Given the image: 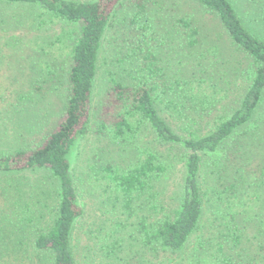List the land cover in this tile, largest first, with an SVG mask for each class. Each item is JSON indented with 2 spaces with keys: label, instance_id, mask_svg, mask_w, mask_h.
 I'll return each mask as SVG.
<instances>
[{
  "label": "rangeland",
  "instance_id": "374dc122",
  "mask_svg": "<svg viewBox=\"0 0 264 264\" xmlns=\"http://www.w3.org/2000/svg\"><path fill=\"white\" fill-rule=\"evenodd\" d=\"M124 1L125 5L133 4V0ZM231 1L242 16L245 13L241 8H248L251 12L245 17L249 31L259 32L254 24L264 31V3L261 0ZM254 1H259L260 9ZM177 3L179 11L171 17L182 16L187 11L201 21L197 25L201 27L198 33L200 44L195 49L182 43V29L175 28L170 32L165 43H161L156 35L145 34L147 38L144 37L128 20L129 29H126V7L119 9L115 29H111L103 46L89 133L78 143L70 158L85 212L74 233L77 264H193L194 255L213 253L207 241L217 239L216 246L225 239L217 230L220 223L224 226L228 223L233 229L238 225L241 228L240 242H235L233 237H226L223 242L227 253L241 258L242 264H262L264 261V225H260L261 218L264 219V98L251 123L225 142L217 153L204 156L201 181L210 182V186L203 184L210 201L201 228L183 252H155L142 246L135 229L142 212L136 216L127 213L123 202L113 209L103 191L105 181L100 176L96 180L94 175L89 176L90 170L94 172L92 168L110 160L109 156L102 154L105 140L96 134L109 86L105 73L107 63L112 61L110 68L118 78H123L121 80L130 83L140 80V48L136 45L129 51L130 44L121 43L123 40L142 39V50H149L159 58L157 65L164 69L166 81L171 85L180 82L175 91L167 93L164 87L154 95L161 116L184 137L210 132L223 116L236 110L244 98L253 78L252 61L233 46L214 16L199 11L193 2L179 0ZM126 14V19L132 18L133 10ZM158 14L161 13L158 11ZM152 20L155 23L156 17ZM73 31V25L56 21L33 8L0 4V154L16 148L35 149L63 115L69 93L61 77L66 76L69 69L68 54L75 41ZM124 32L129 34L125 36ZM115 40L119 43L116 44ZM126 55L135 56L134 61H138L128 59L118 65L116 60ZM193 80V86H186ZM143 138L145 142L150 141L148 134ZM157 151L168 166L166 177L158 181L154 189L158 195L156 205L163 210L160 215L166 216L176 206L182 189L183 152L178 146L169 145L160 146ZM115 160L121 163L118 156ZM227 181L241 185L246 191L231 204L227 195L222 200L212 190L221 191L220 185ZM57 195L58 181L50 172L0 175V264H47L46 261L40 262L45 254L34 250L33 240L39 235L38 230L53 226ZM259 198L261 203H255L254 200ZM240 199L245 202L240 203ZM249 208L255 214L250 213ZM221 211L223 215L230 212L234 219L219 221ZM30 218H33V224L28 223ZM40 224L41 229L38 228Z\"/></svg>",
  "mask_w": 264,
  "mask_h": 264
},
{
  "label": "trees",
  "instance_id": "16d2710c",
  "mask_svg": "<svg viewBox=\"0 0 264 264\" xmlns=\"http://www.w3.org/2000/svg\"><path fill=\"white\" fill-rule=\"evenodd\" d=\"M177 1L179 0H133V4L125 5L124 0H0V4L27 6L56 21L74 26L72 34L75 41L68 54L69 69L66 76L61 77L69 93L63 115L35 149L19 150L12 156L0 155V175L7 172L44 170L50 172L58 181L55 222L50 229L38 230L39 235L33 240L34 250L45 254L41 263L46 261L47 264H77L74 233L85 212L70 158L78 143L89 133L99 58L109 32L111 34V29H115L120 17L119 9L126 7L127 12L133 10L132 18L126 19L127 12L124 13L126 29H129L128 20L137 27L141 35L144 34L146 38L145 34L156 35L161 43L168 41L173 30L182 29V43L195 49L200 44L198 33L201 32V27L197 25L201 21L196 15H192L194 13L187 11L182 16L171 17V14L179 11ZM182 1L193 2L199 11H204L218 20L233 46L252 61L253 78L236 110L223 116L221 122L210 132L184 137L161 116L154 95L164 87L167 93L175 91L180 82L171 85L166 81L164 69L157 65L159 58L149 50H142V39L137 41L131 37L121 42L130 44L129 51L136 45L140 48L139 81L130 83L121 80L123 78H118L116 72L110 68L112 61L107 63L105 73L109 86L106 90V101L100 110V123L96 134L105 140L102 154L109 156L110 160L98 168H92L94 172L90 170L89 176L94 175L95 180L100 176L105 181L103 191L107 203L113 209L123 202L127 213L139 215L137 213L142 212L135 226L140 236L138 240L140 239L142 246L155 252L159 250L179 253L187 248L191 238L202 226L205 208L210 201L208 190L203 186H210V182L201 181L204 156L217 153L225 142L251 123L264 98V31L254 23L257 32L259 31L257 34L245 26V17L251 13L248 8H241L245 13L242 16L231 0ZM261 1L264 3V0ZM253 3L260 9L259 1ZM253 15L255 16L254 13ZM155 17L154 23L152 19ZM124 34L126 36L129 33ZM115 43L118 44V40ZM134 57L126 55L122 59L118 58L116 62L121 65L128 59L134 61ZM193 85L194 80L186 84ZM146 134L150 141H144ZM168 145L178 146L182 150L185 172L176 206L166 216H162L160 213L163 210L156 205L158 195L154 189L155 184L166 177L168 166L157 148ZM117 156L121 163L115 160ZM220 189L221 191L212 188L219 199L224 200L223 196L227 195L229 204L246 193L241 185L229 181L222 183ZM241 202H245L244 199H240ZM254 202L261 203V199ZM248 210L255 214L251 208ZM219 214V221L234 219L230 212L223 215L221 211ZM27 221L33 224V218ZM224 224L225 226L220 223L218 229L216 228L221 237H225L222 241L226 242L227 238L233 237L235 242H240L242 233L239 225L233 229L228 223ZM260 225H264L262 218ZM37 226L38 224L35 225ZM38 228L41 229V224ZM216 240L211 238L207 241L213 248V253L194 255L193 264H242L241 258H234V255L227 253L223 242L215 246Z\"/></svg>",
  "mask_w": 264,
  "mask_h": 264
},
{
  "label": "crops",
  "instance_id": "0c3cea01",
  "mask_svg": "<svg viewBox=\"0 0 264 264\" xmlns=\"http://www.w3.org/2000/svg\"><path fill=\"white\" fill-rule=\"evenodd\" d=\"M19 150H22V149H19V148H16V149H14V150H12V151H10V152H5V153H2V154H7V153H11V152H13V153H16L17 151H19ZM2 154H0L1 156H3ZM25 172H27V171H25ZM10 173H12V172H10ZM9 172H7V173H3V175L4 174H10ZM13 173H15V172H13ZM2 175V174H1Z\"/></svg>",
  "mask_w": 264,
  "mask_h": 264
}]
</instances>
